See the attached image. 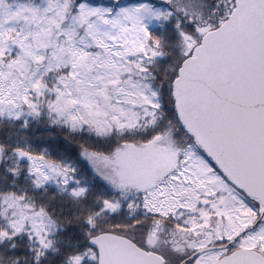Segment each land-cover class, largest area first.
I'll use <instances>...</instances> for the list:
<instances>
[{"label":"snow or ice","instance_id":"1","mask_svg":"<svg viewBox=\"0 0 264 264\" xmlns=\"http://www.w3.org/2000/svg\"><path fill=\"white\" fill-rule=\"evenodd\" d=\"M0 264H264V0H0Z\"/></svg>","mask_w":264,"mask_h":264}]
</instances>
